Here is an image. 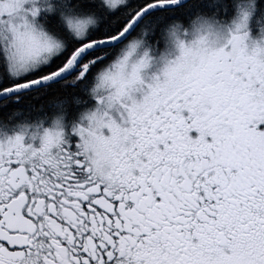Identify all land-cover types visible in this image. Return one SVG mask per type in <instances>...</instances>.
Listing matches in <instances>:
<instances>
[{
    "label": "snow or ice",
    "instance_id": "6c2138e0",
    "mask_svg": "<svg viewBox=\"0 0 264 264\" xmlns=\"http://www.w3.org/2000/svg\"><path fill=\"white\" fill-rule=\"evenodd\" d=\"M227 8L0 0V264H264V3Z\"/></svg>",
    "mask_w": 264,
    "mask_h": 264
},
{
    "label": "trees",
    "instance_id": "16d2710c",
    "mask_svg": "<svg viewBox=\"0 0 264 264\" xmlns=\"http://www.w3.org/2000/svg\"><path fill=\"white\" fill-rule=\"evenodd\" d=\"M228 4V8L223 15V19L225 20L226 24H229L234 17L236 16L239 5L242 3L247 2V0H226ZM260 3H264V0H259ZM264 26V16H260L259 14H254L251 20V33L254 35V31L257 30L259 27Z\"/></svg>",
    "mask_w": 264,
    "mask_h": 264
},
{
    "label": "rangeland",
    "instance_id": "374dc122",
    "mask_svg": "<svg viewBox=\"0 0 264 264\" xmlns=\"http://www.w3.org/2000/svg\"><path fill=\"white\" fill-rule=\"evenodd\" d=\"M246 6H247V2L239 5V10H238V12H237V14L233 20H235L238 17V15L240 14L241 11L246 9ZM253 15H252V17H253ZM252 17L250 18L249 23H248V33H249V40L248 41H256L255 38L258 40V42L264 41V31H262V29H264V26H261L257 30L254 31L255 38L253 37V34H250V32L252 31V30H250ZM231 22L227 25L230 26Z\"/></svg>",
    "mask_w": 264,
    "mask_h": 264
},
{
    "label": "flooded vegetation",
    "instance_id": "af4514ba",
    "mask_svg": "<svg viewBox=\"0 0 264 264\" xmlns=\"http://www.w3.org/2000/svg\"><path fill=\"white\" fill-rule=\"evenodd\" d=\"M251 33V32H250ZM253 37L255 38V35H253ZM255 40L256 41H248V43H249V47H251V45L253 44V43H260V42H258V40L255 38ZM139 98V97H138Z\"/></svg>",
    "mask_w": 264,
    "mask_h": 264
},
{
    "label": "clouds",
    "instance_id": "9594fccd",
    "mask_svg": "<svg viewBox=\"0 0 264 264\" xmlns=\"http://www.w3.org/2000/svg\"><path fill=\"white\" fill-rule=\"evenodd\" d=\"M247 3H255V0H247Z\"/></svg>",
    "mask_w": 264,
    "mask_h": 264
}]
</instances>
